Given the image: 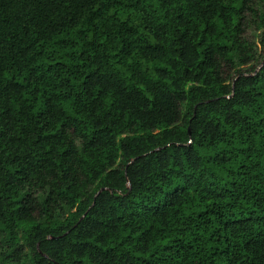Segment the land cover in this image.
<instances>
[{
    "label": "trees",
    "instance_id": "1",
    "mask_svg": "<svg viewBox=\"0 0 264 264\" xmlns=\"http://www.w3.org/2000/svg\"><path fill=\"white\" fill-rule=\"evenodd\" d=\"M264 0H0V264H264Z\"/></svg>",
    "mask_w": 264,
    "mask_h": 264
},
{
    "label": "rangeland",
    "instance_id": "2",
    "mask_svg": "<svg viewBox=\"0 0 264 264\" xmlns=\"http://www.w3.org/2000/svg\"><path fill=\"white\" fill-rule=\"evenodd\" d=\"M257 8L259 10L264 9V3H260L257 5ZM246 37L248 40H250L252 43L256 45V48L259 53H263V43H262V30H257L255 26L249 27L246 33Z\"/></svg>",
    "mask_w": 264,
    "mask_h": 264
}]
</instances>
